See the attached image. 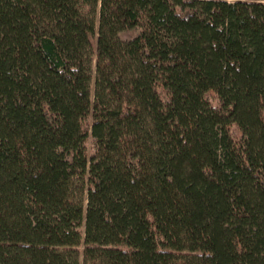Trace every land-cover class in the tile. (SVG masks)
I'll return each instance as SVG.
<instances>
[{
  "label": "trees",
  "instance_id": "obj_1",
  "mask_svg": "<svg viewBox=\"0 0 264 264\" xmlns=\"http://www.w3.org/2000/svg\"><path fill=\"white\" fill-rule=\"evenodd\" d=\"M0 264H264V0H0Z\"/></svg>",
  "mask_w": 264,
  "mask_h": 264
},
{
  "label": "rangeland",
  "instance_id": "obj_2",
  "mask_svg": "<svg viewBox=\"0 0 264 264\" xmlns=\"http://www.w3.org/2000/svg\"><path fill=\"white\" fill-rule=\"evenodd\" d=\"M122 37H123L124 39H129V38H131L132 36H131V34H129V33H122Z\"/></svg>",
  "mask_w": 264,
  "mask_h": 264
}]
</instances>
